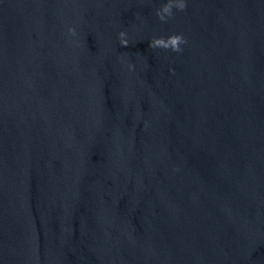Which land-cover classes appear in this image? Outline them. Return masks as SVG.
<instances>
[{
	"label": "water",
	"instance_id": "water-1",
	"mask_svg": "<svg viewBox=\"0 0 264 264\" xmlns=\"http://www.w3.org/2000/svg\"><path fill=\"white\" fill-rule=\"evenodd\" d=\"M162 2H80L69 264H264V0Z\"/></svg>",
	"mask_w": 264,
	"mask_h": 264
},
{
	"label": "clouds",
	"instance_id": "clouds-1",
	"mask_svg": "<svg viewBox=\"0 0 264 264\" xmlns=\"http://www.w3.org/2000/svg\"><path fill=\"white\" fill-rule=\"evenodd\" d=\"M186 0H163L160 6L156 9L157 18L165 22L168 18L173 16V9L177 11H184L186 8ZM67 33L71 36L76 35V29L69 25L67 27ZM119 44L121 46L127 47L129 45V40L127 39V33L123 30L119 31L117 34ZM187 41L185 37L180 33H172L165 36H153L149 41L150 48H161L165 50H171L173 52L182 51L181 45L185 44ZM77 43H79L77 41ZM133 64L129 63L128 68L133 69Z\"/></svg>",
	"mask_w": 264,
	"mask_h": 264
}]
</instances>
